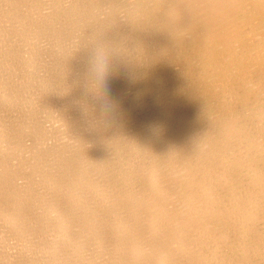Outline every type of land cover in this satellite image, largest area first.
Masks as SVG:
<instances>
[{"label": "bare ground", "instance_id": "obj_1", "mask_svg": "<svg viewBox=\"0 0 264 264\" xmlns=\"http://www.w3.org/2000/svg\"><path fill=\"white\" fill-rule=\"evenodd\" d=\"M99 1L0 0V264H264V0Z\"/></svg>", "mask_w": 264, "mask_h": 264}, {"label": "rangeland", "instance_id": "obj_2", "mask_svg": "<svg viewBox=\"0 0 264 264\" xmlns=\"http://www.w3.org/2000/svg\"><path fill=\"white\" fill-rule=\"evenodd\" d=\"M96 1H99V0H96ZM101 1V0H100ZM99 1V2H100ZM112 2H118L119 3V0H111ZM121 13H117V15H120Z\"/></svg>", "mask_w": 264, "mask_h": 264}]
</instances>
